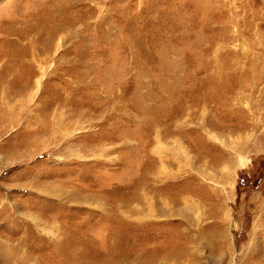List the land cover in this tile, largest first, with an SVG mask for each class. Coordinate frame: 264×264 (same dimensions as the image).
<instances>
[{"label":"rangeland","instance_id":"rangeland-1","mask_svg":"<svg viewBox=\"0 0 264 264\" xmlns=\"http://www.w3.org/2000/svg\"><path fill=\"white\" fill-rule=\"evenodd\" d=\"M0 264H264V0H0Z\"/></svg>","mask_w":264,"mask_h":264},{"label":"bare ground","instance_id":"bare-ground-1","mask_svg":"<svg viewBox=\"0 0 264 264\" xmlns=\"http://www.w3.org/2000/svg\"><path fill=\"white\" fill-rule=\"evenodd\" d=\"M6 33H7V32H6ZM31 45H32V44H31ZM31 48H32V47H31ZM6 54L9 55V53H6ZM6 54H4V55H6ZM4 55H3V56H4ZM19 58H20V57H19ZM23 58H25V57H23ZM26 62H27V61H26ZM32 85H33V84H32ZM27 86H28V85H27ZM24 89H25V88H24Z\"/></svg>","mask_w":264,"mask_h":264}]
</instances>
